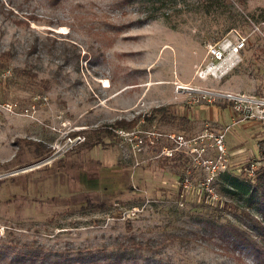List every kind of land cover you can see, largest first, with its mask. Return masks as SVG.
Listing matches in <instances>:
<instances>
[{
	"label": "rangeland",
	"instance_id": "obj_1",
	"mask_svg": "<svg viewBox=\"0 0 264 264\" xmlns=\"http://www.w3.org/2000/svg\"><path fill=\"white\" fill-rule=\"evenodd\" d=\"M263 31L264 0H0V238L66 264H113L103 253L130 235L154 253L121 264H264L244 216L264 225V205L223 190L225 177L257 184L262 171L244 169L264 129L196 92L264 97ZM223 42L242 43L236 62L201 79ZM119 119L113 136L94 133ZM169 135L186 143L166 156ZM87 136L103 139L88 148ZM209 215L256 246L218 240Z\"/></svg>",
	"mask_w": 264,
	"mask_h": 264
},
{
	"label": "trees",
	"instance_id": "obj_2",
	"mask_svg": "<svg viewBox=\"0 0 264 264\" xmlns=\"http://www.w3.org/2000/svg\"><path fill=\"white\" fill-rule=\"evenodd\" d=\"M126 1L131 3L137 2L138 0ZM153 18V15L146 16V20H150ZM6 55L7 54L2 53L0 57L4 58ZM14 73L17 76H28L29 74L19 69H15ZM179 120L183 121L184 119L181 118ZM127 125H129V123H127L124 119H119L112 125L101 127L100 129H95L94 133L100 134L99 136L103 137H111L113 136V130H116L118 128H125V126ZM103 137H97L96 140L94 139V141H92L93 137L87 136L82 143L84 146L92 148L102 142ZM258 176L259 177L257 178V184L253 185L252 188L250 185L240 183L235 177H225L224 180L228 185L224 186H227L228 188L224 187L223 190L226 193L232 195H251V197L255 196V200L259 199V201L264 205V172H260V175ZM86 207L99 211H103L105 209L104 205H92V203L89 202L86 203ZM244 214L251 225L258 229V243L264 246V225L260 224L256 218L252 217L250 213ZM201 224L205 228V230H209V233L214 234L215 237L218 238V240L224 241L225 237L234 236L239 244L245 245V242H251L256 246V237L251 238L245 233L241 231L239 232L233 225H230L229 223L220 225V222L216 218L214 219L211 215H209L203 222H201ZM168 237H170L171 241L187 239L186 235H178L177 233H170ZM153 253L154 251L151 247L150 241L136 240L130 235L122 242L118 243L115 246L114 251L103 253V256L105 258L114 260L115 264L116 262L121 264L122 262L124 263L125 261L131 259L134 260L142 258L146 255H153ZM76 259H78L80 262H84L85 257L77 255ZM67 260L68 259L66 256H57L56 253H51L49 250H45L40 245H34L30 242L17 241L14 238L9 237L5 239L0 238V264H66Z\"/></svg>",
	"mask_w": 264,
	"mask_h": 264
},
{
	"label": "built area",
	"instance_id": "obj_3",
	"mask_svg": "<svg viewBox=\"0 0 264 264\" xmlns=\"http://www.w3.org/2000/svg\"><path fill=\"white\" fill-rule=\"evenodd\" d=\"M262 40L264 41V31L262 32ZM242 46V43H236L230 46L229 43L223 42L218 45L212 46L208 49V56L210 58V62L205 66L204 71L206 73L212 72L213 69L217 68L220 64L224 63L227 60H231V57H235L238 55L239 49ZM209 69H212L211 71ZM205 74L203 77L204 78ZM199 77V76H198ZM196 92L204 93L209 96V99L212 101H221L225 102L227 106H230L232 111L235 113V116L238 118V122L254 120L260 124V126L264 129V97H253L246 95H238L230 92H221V91H201L196 90ZM209 100V101H211ZM121 132V131H119ZM137 137L135 135H131V141L135 140ZM168 138L172 140L175 144L174 149H164L162 153L166 156H171L172 152L175 150H179L186 141L181 135H169ZM264 139V137H263ZM217 148L222 149V137L217 139ZM135 142V141H134ZM141 142V140H139ZM69 144H72L71 141ZM137 147L138 144L136 143ZM139 150V149H138ZM211 164V163H210ZM211 173L217 172V166L210 165ZM264 172V148H261L259 151L258 158L254 159L252 162L246 165L244 172L248 180H251L258 172ZM187 180L183 181V187H186ZM215 195L211 194L210 198H214ZM213 200V199H212ZM215 200V199H214Z\"/></svg>",
	"mask_w": 264,
	"mask_h": 264
},
{
	"label": "bare ground",
	"instance_id": "obj_4",
	"mask_svg": "<svg viewBox=\"0 0 264 264\" xmlns=\"http://www.w3.org/2000/svg\"><path fill=\"white\" fill-rule=\"evenodd\" d=\"M232 60H235V62H236L235 57H233ZM232 60H227V61H225L224 63L220 64L218 68H220V67L222 68V67H224V66L226 67V65H227L228 63H230ZM218 68H215V69H213V70H212V69H209V70H210V71L212 70V71H215V72H216V70H218ZM203 74H205V72H201V76H202ZM214 74H215L214 72H211V75H214ZM212 77H213V76H212ZM201 79H202V78H201ZM178 88H179V89H186V88L183 87V86H182V87H178Z\"/></svg>",
	"mask_w": 264,
	"mask_h": 264
}]
</instances>
